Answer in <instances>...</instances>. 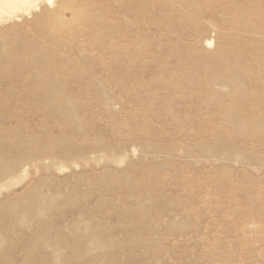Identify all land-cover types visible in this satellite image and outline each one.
<instances>
[{
	"label": "rangeland",
	"instance_id": "rangeland-1",
	"mask_svg": "<svg viewBox=\"0 0 264 264\" xmlns=\"http://www.w3.org/2000/svg\"><path fill=\"white\" fill-rule=\"evenodd\" d=\"M10 1L0 264H264V0Z\"/></svg>",
	"mask_w": 264,
	"mask_h": 264
},
{
	"label": "bare ground",
	"instance_id": "bare-ground-1",
	"mask_svg": "<svg viewBox=\"0 0 264 264\" xmlns=\"http://www.w3.org/2000/svg\"><path fill=\"white\" fill-rule=\"evenodd\" d=\"M0 1H3V0H0ZM24 1H25V0H24ZM4 2H6L5 5H8V6H12V5H14V4L16 3V2L14 3L13 1H10V0H6V1L4 0ZM0 3H1V2H0ZM18 3H19V2H18ZM3 4H4V3H3ZM19 4H20V3H19ZM5 5H4V6H5ZM18 6H19V5H18ZM1 7H2V6H1ZM15 7H16V6H15ZM3 8H4V7H3ZM17 8H19V7H17ZM0 10H1V9H0ZM14 10H15V9H14ZM2 14H3V13H2ZM8 14H9V13H8ZM10 14H11V13H10ZM5 16H6V15H5ZM0 18H1V17H0ZM9 18H10V17H9ZM5 19H6V18H5ZM43 29H44V28H43ZM41 30H42V29H41ZM40 33H41V32H40ZM37 34H39V33H37ZM41 34H42V33H41ZM1 35H3V34H1ZM1 35H0V37H1ZM4 35H7V34H4ZM13 36H14V35H13ZM25 36H26V35H25ZM35 36H36V35H35ZM54 36H55V35H54ZM3 37H4V36H3ZM3 37H1V38H3ZM7 37H8V36H7ZM40 37H41V36H40ZM25 38H26V37H25ZM3 39H4V38H3ZM16 39H17V38H16ZM28 40H31V39H28ZM28 40H27V42H28ZM33 40H35V39H33ZM33 40H32V41H33ZM36 40H37V38H36ZM39 40H41V39H39ZM41 41H42V40H41ZM2 42H3V41H2ZM25 42H26V41H25ZM27 42H26V43H27ZM29 42H31V41H29ZM31 43H32V42H31ZM36 43H39V44H40V42H37V41H36ZM36 43H35V44H36ZM5 44H6V43H5ZM28 44H29V43H28ZM28 44H27V45H28ZM18 45H19V44H18ZM33 45H34V44H33ZM37 45H38V44H37ZM42 45H43V44H42ZM42 45H41V46H42ZM38 47H39V46H38ZM41 48H42V47H41ZM31 49H32V48H31ZM2 50H3V49H2ZM38 50H40V49H38ZM4 51H5V50H4ZM15 51H16V50H15ZM23 51H24V50H23ZM29 51H30V50H29ZM32 51H33V50H32ZM32 51H31V53H32ZM40 51H41V50H40ZM40 51H38V52L40 53ZM17 52H18V51H17ZM17 52H14V53H17ZM19 52H20V51H19ZM19 52L17 53V55L19 54ZM33 52H34V51H33ZM41 52H42V51H41ZM21 53H22V51H21ZM21 53H20V54H21ZM36 53H37V52H36ZM26 54H27V53H26ZM33 54H34V53H33ZM33 54H32V55H33ZM13 55H14V54H12L11 56L14 57ZM40 55H41V54H40ZM11 56H10V57H11ZM18 56H23V57H24V53H23V55H18ZM29 56H30V55H29ZM41 56H42V55H41ZM10 57H8V58H10ZM12 57H11L10 59H12ZM15 57H16V54H15ZM37 57H38V55H37ZM2 58H3V57H2ZM35 58H36V57H35ZM13 59H14V58H13ZM24 59H25V57H24ZM33 59H34V58H33ZM36 59H37V58H36ZM39 59H40V58H39ZM7 60H8V59H7ZM16 60H17V59H16ZM19 60L21 61V57L19 58ZM22 60H23V59H22ZM31 60H32V59H31ZM5 61H6V59H5ZM14 61H15V59H14ZM24 61H25V60H24ZM24 61H23V62H24ZM34 61H35V60H34ZM40 61H41V59H40ZM40 61H37L36 63H39ZM55 61H56V60H55ZM3 62H4V60H3ZM21 62H22V61H21ZM6 63H7V65H8L9 61H7ZM6 63H5V64H6ZM10 63H11V62H10ZM12 63H14V62H12ZM36 63H34V64H36ZM40 63H41V62H40ZM40 63H39V64H40ZM19 64L21 65L22 63H19ZM24 64H25V63H24ZM34 64L32 63L31 66L33 67ZM7 65H6V67L4 66L3 68H7V67H8ZM13 65H14V64H13ZM17 65H18V64H17ZM17 65H16V66H17ZM22 65H23V64H22ZM41 65H42V64H41ZM0 66H1V65H0ZM10 66H12V64H11ZM14 66H15V65H14ZM34 66H36V65H34ZM44 66H45V65H44ZM12 67H13V66H12ZM17 67H18V66H17ZM17 67H15V68H17ZM21 67H22V66H21ZM26 67H27V66H26ZM32 67H31V68H32ZM38 67H39V66H37L36 68H38ZM49 67H51V66H49ZM1 68H2V67H1ZM13 68H14V67H13ZM13 68H12V69H13ZM19 68H20V67H19ZM34 68H35V67H33V69H34ZM41 68L43 69V67H41ZM8 69H9V71H10L11 67H9ZM20 69H23V68H20ZM26 69H28V68H26ZM38 69H39V68H38ZM42 69H41V70H42ZM44 69H45V68H44ZM5 70H6V69H5ZM16 70H17V69H16ZM23 70H25V68H24ZM3 71H4V69H3ZM17 71H19V69H18ZM34 71H35V70H34ZM36 71H37V70H36ZM47 73H48V72H47ZM2 84H3V83H2ZM5 85H6V83H5ZM236 114H238V113H236ZM237 118H238V117H237ZM27 222H28V221H27ZM5 245H6V244H5Z\"/></svg>",
	"mask_w": 264,
	"mask_h": 264
}]
</instances>
